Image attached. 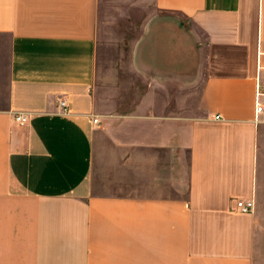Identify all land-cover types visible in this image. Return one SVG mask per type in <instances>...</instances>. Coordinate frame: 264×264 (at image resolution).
<instances>
[{"label":"crops","instance_id":"obj_1","mask_svg":"<svg viewBox=\"0 0 264 264\" xmlns=\"http://www.w3.org/2000/svg\"><path fill=\"white\" fill-rule=\"evenodd\" d=\"M106 1L0 0V264H264V0H132V95Z\"/></svg>","mask_w":264,"mask_h":264},{"label":"rangeland","instance_id":"obj_2","mask_svg":"<svg viewBox=\"0 0 264 264\" xmlns=\"http://www.w3.org/2000/svg\"><path fill=\"white\" fill-rule=\"evenodd\" d=\"M147 15V10H142L132 0L119 6L113 0H107L100 9L97 41L99 75L107 80L119 74L122 90L131 95L140 93L144 86L129 62L136 42L143 33L142 22ZM180 22V27H184L183 21Z\"/></svg>","mask_w":264,"mask_h":264},{"label":"built area","instance_id":"obj_3","mask_svg":"<svg viewBox=\"0 0 264 264\" xmlns=\"http://www.w3.org/2000/svg\"><path fill=\"white\" fill-rule=\"evenodd\" d=\"M257 91V99H256V105H257V113H263L264 114V104L261 101V98L264 96V90H263V86L259 84ZM67 102L66 100H62L60 101V105L65 108L67 106ZM218 117V116H217ZM16 118L19 121L25 122L28 120V115L25 114L24 112H19L16 115ZM99 119L95 118L94 121L98 122ZM258 121H262L259 119L258 117ZM237 206L239 207V209L243 212H251L254 210L256 203L254 199H241L238 201Z\"/></svg>","mask_w":264,"mask_h":264}]
</instances>
